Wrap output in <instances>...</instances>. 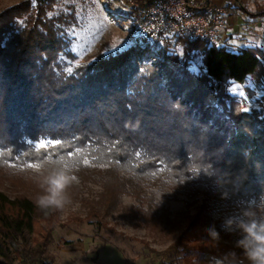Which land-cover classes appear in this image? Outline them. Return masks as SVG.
I'll list each match as a JSON object with an SVG mask.
<instances>
[{
	"label": "trees",
	"instance_id": "1",
	"mask_svg": "<svg viewBox=\"0 0 264 264\" xmlns=\"http://www.w3.org/2000/svg\"><path fill=\"white\" fill-rule=\"evenodd\" d=\"M59 1L0 12V171L8 167L14 185L29 184V170L17 167L27 164L39 166L37 181L58 172L99 181L106 205L133 195L136 216L147 219L160 206L155 187L202 199L177 240L151 250L150 264H253L248 228H264V96L247 109L230 87L264 80L262 51L174 32L152 38L139 28V8L157 0H133L134 43L75 63L67 32L75 16L54 13ZM216 211L230 216L201 222ZM56 213L0 190V264H58L49 251Z\"/></svg>",
	"mask_w": 264,
	"mask_h": 264
},
{
	"label": "rangeland",
	"instance_id": "2",
	"mask_svg": "<svg viewBox=\"0 0 264 264\" xmlns=\"http://www.w3.org/2000/svg\"><path fill=\"white\" fill-rule=\"evenodd\" d=\"M21 1L0 0V12ZM136 8L139 7L133 0H60L54 13L73 12L75 16L67 28L71 50L76 55L74 62L90 61L101 49L117 50L133 44L136 37L131 35V18ZM139 11L145 15L140 8ZM157 42L159 46L163 45L162 40ZM223 42V36L215 41L218 45ZM242 44L236 41L234 47L229 44L226 46L239 51L235 47ZM154 52L151 48L145 55L154 56ZM262 55L264 59L263 51ZM203 63L204 58L200 53L194 59L192 68L198 71ZM230 90L239 99L245 100L247 109L260 107L258 100L264 96V80L257 83L249 78L244 84H233ZM17 167L33 171L22 173L23 179L29 184H12L5 174L10 169L5 167L3 172L0 171V190L9 196L26 194L37 202L40 197L48 195V178L42 177L37 181L33 174L40 170L37 164ZM66 174L75 179L63 189L62 204L55 205L56 228L49 245V251L58 264H150L153 259L151 250L164 251L174 243L191 217L198 213L203 202L199 199L190 203L184 194H175L170 188L158 190L155 187V203L160 206H154V216L151 218L137 217L134 207L139 206L140 202L133 195L123 194L119 203L109 206L103 201V188L99 181L82 180L77 175ZM161 204L164 206L161 207ZM143 205L148 207L146 202ZM94 210H98L95 215L91 214ZM229 216L216 211L203 216L201 222L213 225L218 218ZM234 227L236 224L228 226ZM262 229L257 228L255 231L264 234ZM250 235L254 241L247 248L249 252L258 243L254 235ZM232 237L226 241L237 245L238 240Z\"/></svg>",
	"mask_w": 264,
	"mask_h": 264
},
{
	"label": "built area",
	"instance_id": "3",
	"mask_svg": "<svg viewBox=\"0 0 264 264\" xmlns=\"http://www.w3.org/2000/svg\"><path fill=\"white\" fill-rule=\"evenodd\" d=\"M144 12L145 18L139 28L150 37L174 32L215 42L227 24L223 9L206 4L205 0L200 5H194L193 0H157Z\"/></svg>",
	"mask_w": 264,
	"mask_h": 264
},
{
	"label": "crops",
	"instance_id": "4",
	"mask_svg": "<svg viewBox=\"0 0 264 264\" xmlns=\"http://www.w3.org/2000/svg\"><path fill=\"white\" fill-rule=\"evenodd\" d=\"M202 0H193L200 5ZM215 8L223 9L227 24L221 45L234 47L236 41L243 43L235 48H254L264 52V0H209ZM227 45V46H229Z\"/></svg>",
	"mask_w": 264,
	"mask_h": 264
},
{
	"label": "clouds",
	"instance_id": "5",
	"mask_svg": "<svg viewBox=\"0 0 264 264\" xmlns=\"http://www.w3.org/2000/svg\"><path fill=\"white\" fill-rule=\"evenodd\" d=\"M74 179V176H69L65 172H58L54 176L49 177L47 179L49 185L47 189L48 195L39 198V205L60 206L62 204L61 194L63 189ZM255 229V225L248 228V232L253 234L255 240L258 241L257 245L249 252V257L253 264H264V234L256 233ZM262 232H264V229H262Z\"/></svg>",
	"mask_w": 264,
	"mask_h": 264
},
{
	"label": "snow or ice",
	"instance_id": "6",
	"mask_svg": "<svg viewBox=\"0 0 264 264\" xmlns=\"http://www.w3.org/2000/svg\"><path fill=\"white\" fill-rule=\"evenodd\" d=\"M245 111H247V109H245Z\"/></svg>",
	"mask_w": 264,
	"mask_h": 264
}]
</instances>
